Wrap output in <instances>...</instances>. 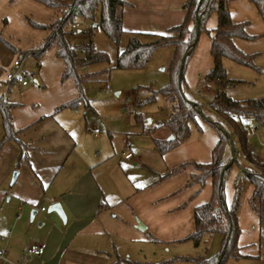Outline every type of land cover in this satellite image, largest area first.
I'll use <instances>...</instances> for the list:
<instances>
[{
  "label": "crops",
  "instance_id": "1",
  "mask_svg": "<svg viewBox=\"0 0 264 264\" xmlns=\"http://www.w3.org/2000/svg\"><path fill=\"white\" fill-rule=\"evenodd\" d=\"M14 1L26 8H38L30 2L33 0ZM127 1L131 6L124 9L123 24L128 34H165L185 18L187 0ZM13 6L9 0H0V18L8 16ZM229 7L233 21L247 20L246 31L256 36L252 40L234 38V43L245 52L251 51L252 43L264 34V20L248 0H232ZM217 25L218 15L214 12L207 28L214 30ZM144 39L152 37L148 35ZM1 48L0 45L2 53ZM52 50L55 54L54 47ZM59 60L55 80L49 84V89L47 83L41 90L29 87V83L14 84L7 79L6 85L0 84V100L12 104L13 123L20 131L18 139L21 142L11 140L0 149V264H110L105 257L108 251L100 245L105 237L116 243L118 239L142 238L144 232L151 240H186L195 229V207L211 196L212 179H207L204 187L197 191V184L186 186L191 166L180 173L163 176L182 162H210L218 138L211 133L206 139L203 133L193 132L191 123L190 137L181 145L161 153L154 139L167 138L170 134L160 124L153 143L137 147L133 141L121 144L113 138L108 142L101 136V131H94L96 127L92 131L88 129V110L92 108L89 98L80 94L72 79L59 83L65 66L63 60ZM11 65H7L8 69ZM213 66L211 38L204 32L186 67L187 87L191 89L202 82L210 90L204 77ZM14 86L23 91L13 93ZM53 87L56 91L52 93ZM6 90L9 91L7 95ZM211 92L215 97L216 87ZM80 95L82 98L77 106L58 109ZM121 95L120 91L116 92L115 100L111 102L114 119L121 117ZM148 121L151 122V118ZM107 130L113 136L116 127L108 123ZM3 132L0 112V140ZM127 152H131L132 157L126 158L124 153ZM14 172L18 173L12 183ZM239 187L234 183L231 197L226 190L228 203L233 201ZM252 191L250 184L247 200L243 201L239 211V244L245 257L227 264H238L235 261L240 260L247 261L243 264L262 261L264 223L250 207ZM54 203L61 204L65 220L55 211H48ZM34 210L36 213L32 217ZM138 219L146 225V230L137 228ZM5 229H11L12 233L3 234ZM33 243H44L45 251L28 260L26 251ZM116 254L118 256V252Z\"/></svg>",
  "mask_w": 264,
  "mask_h": 264
},
{
  "label": "trees",
  "instance_id": "2",
  "mask_svg": "<svg viewBox=\"0 0 264 264\" xmlns=\"http://www.w3.org/2000/svg\"><path fill=\"white\" fill-rule=\"evenodd\" d=\"M53 12L48 22H38L29 19L34 29L46 32L41 43L33 46L27 51L17 49L0 32V43L13 53L20 52L23 56L32 55L41 65V60L48 49L54 47L57 58L63 60L64 71L60 81L72 79L80 94L83 93V84L93 81L109 69L83 72L88 66L106 62L109 60L105 52L95 49L90 36L92 28H100L111 40L119 43L121 36L127 31L123 24V12L126 7L131 6L127 0H33ZM232 0H187L184 4L186 11L182 23L172 26L165 34H152L142 32H129L126 48L118 53L116 68L137 69L145 67L153 53L160 47H173L174 53L170 61V83L151 94L148 100H155L158 95L167 98L170 105L169 116L161 125L165 127L172 139L155 138V146L161 153H165L181 145L191 135V123L202 115V106L198 102L189 100L186 96V67L193 56L200 35L208 33L211 38V54L214 66L204 79L208 84L216 87L217 93L210 106L213 111L226 121L232 131L236 134L241 145V152L247 160L256 164L255 168L243 169L253 187L249 204L254 213L257 214L261 223H264V163L256 162V157L250 147L247 131L244 129L243 120L252 119L257 122L264 121V97L261 99L236 100L229 96L225 89L236 81L229 78L224 66V59L228 58L240 65L259 69L254 64V55L238 48L234 38L246 40L255 39L246 31L249 24L247 20L235 22L232 19L229 3ZM257 9L264 20V0H248ZM218 15V25L214 30L207 28L208 20L212 13ZM99 15V21L86 32L89 42L80 46L71 43L75 29L72 27L78 20L93 21ZM6 21V19H4ZM150 40L144 39L146 36ZM98 75V76H97ZM80 98L61 105L58 109L75 107ZM12 104L0 100V112L2 114L3 137L0 140V149L9 141L18 139L19 130L14 127L11 114ZM218 132V140L212 149V160L210 162L186 161L174 166L163 177L177 174L192 167L190 177L186 186L197 184L198 190L204 187L207 179H212V192L208 201L198 205L194 210L195 229L185 238L191 240L196 247L202 243L208 244L206 235L219 233L222 237V247L213 257L204 253L196 255H178L172 261H186L192 264H227L230 260H239L245 255L241 252L239 238L241 227L239 224V211L241 207V187L237 188L233 201L228 203L226 196V176L231 164L223 160L224 145L231 136L224 130L221 122L210 121ZM21 144V142H20ZM25 148L24 144L21 145ZM196 191V192H197ZM157 241L156 238H152Z\"/></svg>",
  "mask_w": 264,
  "mask_h": 264
},
{
  "label": "rangeland",
  "instance_id": "3",
  "mask_svg": "<svg viewBox=\"0 0 264 264\" xmlns=\"http://www.w3.org/2000/svg\"><path fill=\"white\" fill-rule=\"evenodd\" d=\"M9 2L14 3V6L11 7L13 9L9 10L8 16L0 18V32L17 49L27 51L41 43L46 35L45 31L34 29L30 25L29 19L38 22H48L52 18L53 12L44 5L33 3V1L30 2L38 8H26L14 0H9ZM3 18H6V21ZM98 21L99 15H96L93 21L78 20L77 22L82 25V28L80 30L75 29L73 36H71V43L80 46L89 42V34L86 32L91 26L96 25ZM90 39L95 49L105 52L109 60L90 65L87 70L82 69V71L89 73L103 69H109V71L99 75L93 81L84 83L82 86L83 93L89 98L91 107L94 109L88 110V129L92 131L95 127L98 128L101 131V136H105L108 142H111L113 138L121 141V144L124 141H133V145L137 147H141L145 143H153L154 137L158 135V126L163 124L168 118L169 102L163 95H158L155 100H148V96L154 94V90L157 91L170 83L171 73L169 66L174 53L173 47L158 48L153 53L149 63L143 68L121 69L116 68L118 53L126 48L129 39L128 33H124L119 43H115L101 30L93 27ZM252 44L255 46L252 45V50L248 52L255 54L254 64L259 69L240 65L228 58L224 59V66L228 77L236 81L234 84L228 86L225 91L236 100L261 99L264 97V34H261L259 40ZM0 45L2 46V53L0 52L1 85H6L4 82H6L7 65L13 63L14 59H21V70L27 74L29 87L41 90L44 84L47 83L48 89L50 88L49 84L54 82L56 70L58 69L56 62L60 64V60L55 56L52 48L47 50L42 59V64L39 66L34 56H23L20 52L13 53L3 44L0 43ZM35 80L38 82L36 83ZM59 83H62L60 79ZM106 83L111 86L109 93H105L104 91ZM202 84L200 82L194 88L190 89L186 87L185 90L189 100L198 102L202 106V115H199L196 118V122H193L192 130L193 132L197 130L199 133H203L206 139L210 137L211 133L218 138V132L210 121H219L222 123L224 130L230 134L231 139H228L224 145L223 160L226 163H230L232 159L236 158V161L231 164L227 172L225 187L228 192L227 194L231 197L232 194L230 192L233 191L235 180L239 178L241 181L242 204L245 199L247 200V194L250 189V182L243 174V169L247 166V159L242 156L241 145L230 125L220 118L210 106L214 98L211 95L214 93L211 91L215 86L208 84L210 91ZM12 89L13 93L23 91V89L17 86H14ZM51 89L52 93L56 91L55 87ZM119 91L122 93L121 99L123 100L120 112L121 117L114 119L111 113L114 105L111 102L115 100V94ZM7 92L9 91H5L6 95ZM128 98L131 99L127 106L126 102ZM149 118H151V122L148 121ZM108 123L116 127V132L113 133V136H110L107 132ZM249 124L256 128V134L250 135L247 133L250 147L256 158L264 159V121L243 120L244 127ZM144 125H148L151 130L146 132ZM244 129L248 132L246 128ZM238 153H240V157H238ZM37 218L38 216L35 221ZM141 234H143L142 238H128L125 241H119L120 239H118L116 243H113V239L105 237L104 242L100 245L108 251L105 252L107 254L105 257L111 261L110 264H192L186 261H169L178 254L196 255L204 253L211 258L222 247V237L219 233L206 235L205 238L209 239L208 244L202 243L199 247H196L188 239L162 242L151 240L147 233L144 234L142 232ZM114 245L117 246V250ZM89 249H91V246H89ZM116 252H118V256ZM109 255H113V257ZM262 256V261L254 260V263H251L264 264V250ZM27 259L30 260V258ZM245 262L247 261H235L238 264ZM14 264L19 263L16 262Z\"/></svg>",
  "mask_w": 264,
  "mask_h": 264
},
{
  "label": "built area",
  "instance_id": "4",
  "mask_svg": "<svg viewBox=\"0 0 264 264\" xmlns=\"http://www.w3.org/2000/svg\"><path fill=\"white\" fill-rule=\"evenodd\" d=\"M72 27L74 29H79L80 30V28H82V25L79 22H76V23H74L72 25ZM98 30H100V28H98ZM21 65H22V60L21 59L14 60L12 65L10 66L8 71L6 72V79L9 82H13L14 84L27 85L29 82L27 80L26 74L24 72H22V70H21ZM110 90H111V86L108 83H106L105 87H104L105 93H109ZM130 99L131 98H128V100L126 102L127 106H128V104L130 102ZM144 128L147 131L150 130V127L148 125H144ZM245 128L248 130V133L250 135L256 134V128L254 126L249 124V125L245 126ZM94 131L96 133H99L100 130L98 128H95ZM124 155H125L126 158H130V157H132L133 154L131 152H127V153H124ZM240 156H241L240 153H238V157H240ZM242 156L245 157V155H242ZM256 162H258L260 164H263L264 163V159L257 158ZM255 166H256V164L254 162L247 160V166L245 168H255ZM239 184H240V180L236 179L235 180V186L239 187ZM11 233H12L11 229H5L3 231V234H6V235H10ZM44 251H45V244L44 243H33V244H31L28 247V249L26 251V254H27L28 258H32L34 256L42 255L44 253Z\"/></svg>",
  "mask_w": 264,
  "mask_h": 264
},
{
  "label": "water",
  "instance_id": "5",
  "mask_svg": "<svg viewBox=\"0 0 264 264\" xmlns=\"http://www.w3.org/2000/svg\"><path fill=\"white\" fill-rule=\"evenodd\" d=\"M173 136H169V139H172ZM17 173L18 172H14L13 173V177H12V183L16 180V177H17ZM48 211H55L63 220L66 219V215H65V212L61 206L60 203H54L52 204L49 208H48ZM36 213V211L34 210L33 211V214H32V217L34 216V214ZM137 228L144 231L146 230V225L141 221V220H137Z\"/></svg>",
  "mask_w": 264,
  "mask_h": 264
}]
</instances>
